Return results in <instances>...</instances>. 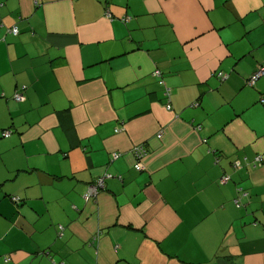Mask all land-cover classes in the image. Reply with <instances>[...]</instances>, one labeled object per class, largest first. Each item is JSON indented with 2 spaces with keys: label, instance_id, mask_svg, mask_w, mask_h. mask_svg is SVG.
<instances>
[{
  "label": "crops",
  "instance_id": "1",
  "mask_svg": "<svg viewBox=\"0 0 264 264\" xmlns=\"http://www.w3.org/2000/svg\"><path fill=\"white\" fill-rule=\"evenodd\" d=\"M261 67L264 0H0V264H264Z\"/></svg>",
  "mask_w": 264,
  "mask_h": 264
},
{
  "label": "built area",
  "instance_id": "2",
  "mask_svg": "<svg viewBox=\"0 0 264 264\" xmlns=\"http://www.w3.org/2000/svg\"><path fill=\"white\" fill-rule=\"evenodd\" d=\"M9 33L13 34V35H16L17 34V29L16 28H12L9 30ZM157 75V73H155ZM264 74V70L262 68L258 69L255 73H253V75L248 79L247 81V85L248 86H252L254 84V82ZM218 78H220L221 80H225L227 78V75H224V74H218ZM165 95L167 97H169V91L166 90L165 91ZM16 100L17 101H21L22 100V96L21 95H16L15 96ZM166 109L167 110H170L171 109V106L169 103L166 104ZM3 138H8L9 137V132H5L3 135H2ZM134 150V156L136 158V164L134 165V169L136 171H142L143 170V167L142 165L140 164L139 160L146 155V151L144 150L143 147L139 146V147H136L133 149ZM118 155L115 154L114 155V158L117 157ZM261 161V158L260 157H257L256 158V162L259 164V162ZM257 164V165H258ZM256 165V166H257ZM234 167H239V163H234ZM107 176H104L102 178H99L95 184H93L92 186H90L88 188V191L86 192V194L84 195V200L85 201H89V200H94L96 198V196L99 194V190L100 189H103L104 188V183H105V180H106ZM227 177L223 176L219 182L220 184H224L226 181H227Z\"/></svg>",
  "mask_w": 264,
  "mask_h": 264
},
{
  "label": "trees",
  "instance_id": "3",
  "mask_svg": "<svg viewBox=\"0 0 264 264\" xmlns=\"http://www.w3.org/2000/svg\"><path fill=\"white\" fill-rule=\"evenodd\" d=\"M261 68H262V67H261ZM258 69H260V68H257V70H258ZM262 69H263V68H262ZM257 70H256V71H257ZM263 70H264V69H263ZM256 71H255V72H256ZM255 72H254V73H255ZM260 77H261V76H260ZM159 80H160L161 85H163V81H162L161 77H159ZM254 83H255V82H254ZM253 85H254V84H253ZM253 85H252V86H253ZM252 86H251V87H252ZM261 101L263 102V100H261ZM225 177H226V176H225ZM227 178H228V177H227ZM229 180H230V179L228 178L227 181H226L224 184L228 183ZM224 184H220V185H224ZM9 199H10L11 202L14 203V204H18V203L20 202V199H19L18 197H11V198H9ZM60 233H61V232H60Z\"/></svg>",
  "mask_w": 264,
  "mask_h": 264
},
{
  "label": "rangeland",
  "instance_id": "4",
  "mask_svg": "<svg viewBox=\"0 0 264 264\" xmlns=\"http://www.w3.org/2000/svg\"><path fill=\"white\" fill-rule=\"evenodd\" d=\"M63 226L59 225L57 226V233L63 232L64 228H62Z\"/></svg>",
  "mask_w": 264,
  "mask_h": 264
},
{
  "label": "clouds",
  "instance_id": "5",
  "mask_svg": "<svg viewBox=\"0 0 264 264\" xmlns=\"http://www.w3.org/2000/svg\"><path fill=\"white\" fill-rule=\"evenodd\" d=\"M166 107V106H165ZM104 185H105V183H104Z\"/></svg>",
  "mask_w": 264,
  "mask_h": 264
}]
</instances>
